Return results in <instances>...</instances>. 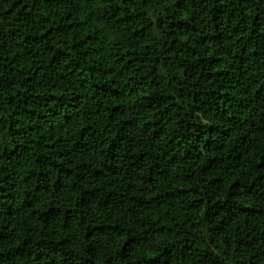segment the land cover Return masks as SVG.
Instances as JSON below:
<instances>
[{
  "label": "trees",
  "instance_id": "1",
  "mask_svg": "<svg viewBox=\"0 0 264 264\" xmlns=\"http://www.w3.org/2000/svg\"><path fill=\"white\" fill-rule=\"evenodd\" d=\"M0 264H264V0H0Z\"/></svg>",
  "mask_w": 264,
  "mask_h": 264
}]
</instances>
